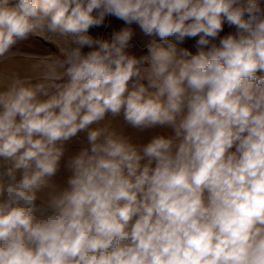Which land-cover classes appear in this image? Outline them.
Listing matches in <instances>:
<instances>
[{"label":"clouds","instance_id":"obj_1","mask_svg":"<svg viewBox=\"0 0 264 264\" xmlns=\"http://www.w3.org/2000/svg\"><path fill=\"white\" fill-rule=\"evenodd\" d=\"M0 264H264V0H0Z\"/></svg>","mask_w":264,"mask_h":264}]
</instances>
